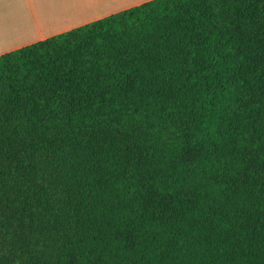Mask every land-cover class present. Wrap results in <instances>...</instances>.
I'll use <instances>...</instances> for the list:
<instances>
[{"label":"trees","instance_id":"1","mask_svg":"<svg viewBox=\"0 0 264 264\" xmlns=\"http://www.w3.org/2000/svg\"><path fill=\"white\" fill-rule=\"evenodd\" d=\"M0 264H264V0L0 55Z\"/></svg>","mask_w":264,"mask_h":264},{"label":"crops","instance_id":"2","mask_svg":"<svg viewBox=\"0 0 264 264\" xmlns=\"http://www.w3.org/2000/svg\"><path fill=\"white\" fill-rule=\"evenodd\" d=\"M150 0H0V55Z\"/></svg>","mask_w":264,"mask_h":264}]
</instances>
